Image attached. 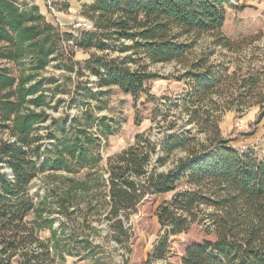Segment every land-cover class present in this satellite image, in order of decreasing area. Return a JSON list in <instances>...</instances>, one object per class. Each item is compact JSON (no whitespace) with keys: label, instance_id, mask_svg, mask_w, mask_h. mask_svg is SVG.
I'll list each match as a JSON object with an SVG mask.
<instances>
[{"label":"trees","instance_id":"16d2710c","mask_svg":"<svg viewBox=\"0 0 264 264\" xmlns=\"http://www.w3.org/2000/svg\"><path fill=\"white\" fill-rule=\"evenodd\" d=\"M226 4L230 0H95L81 12L92 28L74 36L47 21L36 6L0 0V264L65 263L70 239L64 228L55 230L53 207L67 220L78 198H84L89 212L96 199L103 210L110 209L106 219L117 220L114 226L125 233L123 211L137 213L148 196L173 192L156 214L164 241L188 232L202 207L214 209L205 216L214 241L188 246L182 264H264V160L233 148L220 136L212 114L197 108L202 94L215 91L210 68L197 74L198 65L186 72L183 78L193 87L182 100L190 122L209 135L208 144L199 143L173 170L148 175L156 146L139 135L134 145L107 157L105 177L92 173L104 162L107 143L102 146L101 138L107 141L116 131L112 120L95 118V110L102 108L86 104L87 99L98 104L104 89L117 88L138 101L157 78L150 72L153 65L185 59L192 48L181 41L185 36L211 34L219 46H228L222 34ZM75 49L89 58L75 62ZM52 64L62 77L77 80L75 94L85 107L81 116L56 120L48 113L57 110L50 98L59 87L45 86L58 80L42 73ZM260 81L258 73L248 72L241 87L250 95ZM263 119L262 108L258 122ZM189 134L168 137L162 150L169 156L186 149L193 141ZM80 171H88L86 178L71 177ZM61 172L68 186L43 197L32 192L37 178L52 180ZM183 180L189 188L176 192ZM101 188L102 202L98 194L90 196ZM50 194L58 199L50 201ZM46 231L51 238L43 240Z\"/></svg>","mask_w":264,"mask_h":264},{"label":"rangeland","instance_id":"374dc122","mask_svg":"<svg viewBox=\"0 0 264 264\" xmlns=\"http://www.w3.org/2000/svg\"><path fill=\"white\" fill-rule=\"evenodd\" d=\"M230 2L231 5L226 4L222 28L223 36L229 41L228 46H219L217 39L211 34L185 36L181 41L192 44L185 59L180 63L153 65L150 72L157 78L148 83V92L138 101L117 88L104 89L105 96L98 104L93 99H87L86 104L89 103L93 108H102V111L95 110V118L106 117L112 120L116 131L107 141L101 138L102 146L107 143L102 153L104 162L92 173L98 172L104 176L102 169L107 157L134 145L139 135H144L156 146V151L146 167L148 175L152 172L161 174L173 170L179 160L186 158L189 151L199 143L208 144L209 135L201 131L196 122H190L191 115L185 111L182 101L193 87L189 85L190 80L183 77L192 70V66L198 65L200 67L194 70L195 73L201 74L205 68H210L216 82L213 94L201 95V102L197 107L202 110L200 113L207 110L212 114L220 136L231 141L233 148L240 152L251 151L260 160H264V119L258 122L261 109L264 110V0ZM84 19L60 29L77 36L81 31L92 28L90 22ZM88 58L89 55L83 50H74L75 62L82 63ZM248 72L258 73L261 80L250 95L247 87H241ZM61 73L53 64L42 73L45 78L54 77L58 80L56 85L45 86L59 87V91L50 98L51 104L57 105V110H49L48 113L56 120L67 117L73 119L81 116L85 107L75 94V77H62ZM83 81L84 78L80 80ZM84 87L81 89L82 94L87 93ZM88 87H93V84ZM97 91V88H92L93 93ZM186 132L193 138L188 147L166 155L162 146L167 138ZM159 159H166L165 164H158ZM87 173L88 171H80L71 177L82 180ZM54 176L52 180H47L44 176L37 178L32 184V192L43 197L53 189L58 191L57 188L63 184L68 186L63 179L67 174L61 172ZM187 188L189 187L183 180L178 183L176 192ZM102 191L103 188L98 193L90 192V196L98 194L97 200L102 202ZM174 193L148 196L138 207L137 213L123 211L120 218L124 223L125 233L114 226L117 220L106 219L110 209L103 210L102 206L97 205L96 199L93 203L95 210L89 212L84 198H78L73 209L76 212L67 220L56 207L51 208L55 230L64 228L66 238L70 239V255L66 256L64 264H182L188 246L205 240L214 241L209 219L205 217L206 214L214 213V209L202 207V212H198L197 220L188 232L177 236L169 235L164 241V231L156 214L163 201L169 200ZM49 198L52 202L58 199L51 194ZM85 217L86 222L83 221ZM32 218L33 216L30 217ZM41 238L50 239V232H42Z\"/></svg>","mask_w":264,"mask_h":264},{"label":"crops","instance_id":"0c3cea01","mask_svg":"<svg viewBox=\"0 0 264 264\" xmlns=\"http://www.w3.org/2000/svg\"><path fill=\"white\" fill-rule=\"evenodd\" d=\"M94 1L95 0H18L19 3L38 7L41 15H43L50 23L56 25L55 17L49 13L48 2H50L57 10H59L57 19L63 26L73 25L74 23L81 21V18L84 19L81 15L82 7L84 5L92 4Z\"/></svg>","mask_w":264,"mask_h":264},{"label":"built area","instance_id":"2783aa9c","mask_svg":"<svg viewBox=\"0 0 264 264\" xmlns=\"http://www.w3.org/2000/svg\"><path fill=\"white\" fill-rule=\"evenodd\" d=\"M235 0H233V2H234ZM48 8H49V13L53 16V17H55V21H56V27L57 28H62L63 27V25L59 22V20L57 19V16L59 15V10H57L56 9V7L53 5V4H51L50 2H48ZM61 30V29H60Z\"/></svg>","mask_w":264,"mask_h":264}]
</instances>
